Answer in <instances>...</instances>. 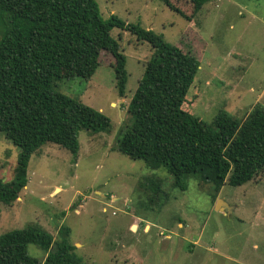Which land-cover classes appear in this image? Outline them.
Listing matches in <instances>:
<instances>
[{"label": "rangeland", "instance_id": "obj_1", "mask_svg": "<svg viewBox=\"0 0 264 264\" xmlns=\"http://www.w3.org/2000/svg\"><path fill=\"white\" fill-rule=\"evenodd\" d=\"M95 1L102 19L113 15L151 29L198 59L185 105L196 117L209 123L224 110L244 121L255 106L264 107V0H212L196 14L188 0H169L188 19L162 0ZM111 36L126 58L123 98L107 52L90 80L65 79L56 88L103 113L110 129L81 130L75 160L49 143L33 154L27 186L13 204H0V235L35 224L57 239L60 228L68 227L69 241L86 264H264V172L218 192L189 177L181 191L165 170L149 169L115 150L153 50L129 32L113 29ZM19 155L0 133L4 182L13 179ZM151 175L162 180L153 204L139 185ZM27 252L41 262L45 258L34 245Z\"/></svg>", "mask_w": 264, "mask_h": 264}, {"label": "trees", "instance_id": "obj_2", "mask_svg": "<svg viewBox=\"0 0 264 264\" xmlns=\"http://www.w3.org/2000/svg\"><path fill=\"white\" fill-rule=\"evenodd\" d=\"M171 11L185 16L169 0ZM193 14L212 0H188ZM118 29L146 42L153 50L127 106L129 123L115 150L149 169H163L172 186L186 190L189 177L242 186L264 172V107L255 106L239 121L219 110L205 122L185 109L187 93L199 71L198 59L170 45L151 29L116 16L101 18L95 0H0V133L20 149L14 177L0 178V204L11 205L27 186L29 160L49 143L77 158L78 133L110 129L100 111L59 92L57 83L74 77L90 80L102 52L113 61L115 88L125 96L126 58L111 31ZM141 183V182H140ZM140 188L153 204L162 180L144 178ZM61 227L57 239L38 225L0 235V264H86ZM45 258L30 256L27 246Z\"/></svg>", "mask_w": 264, "mask_h": 264}, {"label": "water", "instance_id": "obj_3", "mask_svg": "<svg viewBox=\"0 0 264 264\" xmlns=\"http://www.w3.org/2000/svg\"><path fill=\"white\" fill-rule=\"evenodd\" d=\"M219 203H220V201H219L218 204L216 205V208L218 207Z\"/></svg>", "mask_w": 264, "mask_h": 264}]
</instances>
